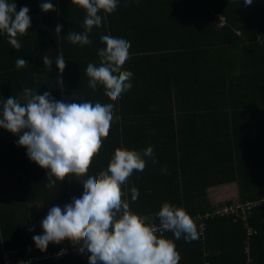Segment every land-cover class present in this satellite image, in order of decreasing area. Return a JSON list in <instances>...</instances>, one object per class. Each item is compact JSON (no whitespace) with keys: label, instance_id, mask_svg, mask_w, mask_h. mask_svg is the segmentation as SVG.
I'll list each match as a JSON object with an SVG mask.
<instances>
[{"label":"trees","instance_id":"obj_1","mask_svg":"<svg viewBox=\"0 0 264 264\" xmlns=\"http://www.w3.org/2000/svg\"><path fill=\"white\" fill-rule=\"evenodd\" d=\"M9 2L17 12L30 9L31 26L17 36L19 50L0 32V101L30 88L41 95L48 91L58 101L112 103L114 119L87 175H69L52 188L47 187V170L17 146L19 137L0 128V264H5L3 249L35 244V225L53 205L63 208L80 198V181L107 170L117 148L135 150L145 160L144 170H134L122 185V199L149 222L160 224L156 213L165 202L195 216L223 204L264 198V41L258 40L264 37V0L248 6L244 0H118L115 12L98 13L101 26L93 27L91 44L83 46L67 39L69 31H85L86 10L72 0ZM44 2L53 3L55 11L43 12L39 5ZM218 13L228 17V25L219 26ZM58 24L63 26L60 34L55 32ZM103 35L130 44L122 70L133 73L132 87L116 101L99 83L95 91L88 86L86 68L89 63L99 66L98 50L106 47ZM61 53L66 61L62 74L55 63ZM44 56L53 61L51 66L43 64ZM21 58L27 65L17 67ZM148 147L153 157L143 156ZM234 183L238 199L215 205L209 190ZM132 187L139 193L135 202ZM35 203H42L43 211L33 213ZM249 224L257 231L249 254L247 229L236 215L210 219L205 235L198 232L190 243L176 240L172 232L164 237L174 241L178 264H247L249 255L253 264H264V206L250 213ZM71 244L50 243L47 249ZM37 252L26 248L22 258L30 253L37 257ZM32 264L89 261L66 256Z\"/></svg>","mask_w":264,"mask_h":264},{"label":"clouds","instance_id":"obj_2","mask_svg":"<svg viewBox=\"0 0 264 264\" xmlns=\"http://www.w3.org/2000/svg\"><path fill=\"white\" fill-rule=\"evenodd\" d=\"M252 2L244 0L245 6ZM72 3L87 13L83 22L85 31L67 34L72 44L81 46L90 45L88 34L94 26H101L102 16L98 13L111 14L118 6V0H72ZM39 6L43 12L55 11L51 2ZM29 11L24 6L17 12L14 2L0 0V32L7 34L13 49L21 48L17 36L24 35L31 26ZM62 27L58 24L55 32L60 34ZM100 41L106 47L98 50L99 66L87 65L88 86L95 91L99 83L109 100L116 101L132 87L133 73L122 70L129 59L130 44L111 35L101 36ZM42 61L45 66L53 63L47 56ZM55 63L62 74L66 67L63 53ZM26 65V60H16L17 67ZM56 82L62 87V76ZM113 108L112 103L58 101L48 91L41 95L25 88L20 97L0 101V128L19 137L17 146L26 148L29 160L47 170V187L52 188L57 180L63 181L69 175H87L102 140L109 134ZM143 156L153 157L152 147L145 149ZM145 166L139 152L117 148L107 170L80 181L83 186L80 198L74 197L63 208L60 205L50 208L41 222L42 234L32 237L35 246L44 252L50 243L58 245L68 240L80 245L82 253H90L89 264H178L180 256L174 241L162 234L172 232L176 240L183 237L190 243L199 235L194 219L182 207L165 202L156 213L160 221L157 228L133 213L129 203L122 199V185L134 170L143 171ZM138 195L137 188L132 187L133 202Z\"/></svg>","mask_w":264,"mask_h":264},{"label":"built area","instance_id":"obj_3","mask_svg":"<svg viewBox=\"0 0 264 264\" xmlns=\"http://www.w3.org/2000/svg\"><path fill=\"white\" fill-rule=\"evenodd\" d=\"M218 17L220 19L219 26L224 27L228 25V17L223 14V13H218ZM241 33V32H240ZM258 40L261 42L264 41V37H258ZM264 206V198L260 200H254V201H246V202H241V201H236L231 204H223L215 208L213 211H210L206 214H197L195 216H191L196 225H197V230L198 232H201L203 235H205V232L207 230V222L210 219L216 218V217H230L232 215H236L238 218L241 219V221L244 224V227L247 229V241H246V248L245 251L246 253H250V241L251 238L257 234V231L254 230L252 227H250L249 224V215L250 213L258 207ZM145 219L146 223L149 225H152L154 227H159L158 223L155 222H149L145 217H142ZM43 229L41 227V223H38L35 225V235H40L42 234ZM169 232H164L162 235L164 236ZM157 235L159 236L160 233L158 232ZM68 243L70 241L67 240ZM72 243V242H71ZM28 252H37V247L35 244H30L29 246L26 247ZM26 248H16L12 250H4L3 249V258L5 264H32L35 261L39 260H52L54 262H58L59 259L70 256V257H75L78 259L82 258H88L90 253H82L80 251V245L77 244H71L69 246H63L60 248V250H51L47 249L46 253L44 255H41L40 253L37 257L33 256V253H30L31 256L27 258H22V255L24 253V249ZM58 253L60 255L58 256ZM18 257V258H17ZM247 264H253V258L249 255Z\"/></svg>","mask_w":264,"mask_h":264},{"label":"crops","instance_id":"obj_4","mask_svg":"<svg viewBox=\"0 0 264 264\" xmlns=\"http://www.w3.org/2000/svg\"><path fill=\"white\" fill-rule=\"evenodd\" d=\"M210 198L216 205L238 199V186L236 183L214 187L209 190Z\"/></svg>","mask_w":264,"mask_h":264},{"label":"rangeland","instance_id":"obj_5","mask_svg":"<svg viewBox=\"0 0 264 264\" xmlns=\"http://www.w3.org/2000/svg\"><path fill=\"white\" fill-rule=\"evenodd\" d=\"M32 210H33V213H36V211L37 212L43 211V205H42V203H35V204H33Z\"/></svg>","mask_w":264,"mask_h":264}]
</instances>
